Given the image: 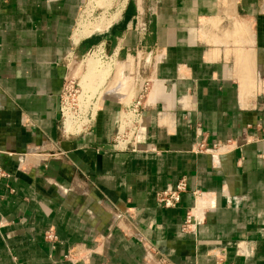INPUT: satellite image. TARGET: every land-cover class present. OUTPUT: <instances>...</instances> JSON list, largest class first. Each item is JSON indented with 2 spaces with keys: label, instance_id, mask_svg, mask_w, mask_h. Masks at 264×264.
Segmentation results:
<instances>
[{
  "label": "crops",
  "instance_id": "0c3cea01",
  "mask_svg": "<svg viewBox=\"0 0 264 264\" xmlns=\"http://www.w3.org/2000/svg\"><path fill=\"white\" fill-rule=\"evenodd\" d=\"M255 2L132 0L126 23L127 5L75 41L86 0H0V264H264V14H253ZM227 11L231 48L209 44ZM99 45L133 59L137 90L145 86L134 150L113 144L123 98L105 99L79 135L61 131L64 60ZM253 66L245 98L237 68ZM182 178L179 204L162 208L156 194ZM49 230L57 243L45 241Z\"/></svg>",
  "mask_w": 264,
  "mask_h": 264
},
{
  "label": "built area",
  "instance_id": "2783aa9c",
  "mask_svg": "<svg viewBox=\"0 0 264 264\" xmlns=\"http://www.w3.org/2000/svg\"><path fill=\"white\" fill-rule=\"evenodd\" d=\"M88 0H86L87 2ZM128 0L126 1L124 7L120 15L123 13ZM84 7V6H83ZM117 6L114 7L113 11H116ZM82 10V9H81ZM112 10V9H110ZM109 10V11H110ZM141 18V14H138L135 18V31L139 34L144 35L147 31L148 23ZM89 55H99L102 58L108 59L110 62L118 61L117 54L107 55L103 45H99L96 48L89 51L84 57ZM82 57V58H84ZM129 57L125 59L127 61ZM77 58L70 53L64 60V64L66 66V75L63 79V84L59 93V115H60V127L61 131L64 135V123L68 118L73 121V128L76 129L73 135L67 136H76L80 133L87 130V128L93 122L95 115L98 111L99 107L96 111H93V103L95 102V98H91V95L85 94L82 98V89L77 84V78L75 74H71L70 67L72 62ZM138 77V75H136ZM264 84V83H263ZM145 86H139V92L137 95V99L133 101L132 104H128L124 108L121 113L119 120V128L114 136L113 144L114 148L117 150H126L131 148L132 150L136 149V138L139 133L141 127V111L139 110L141 97L143 93H145ZM259 96H264V86L261 87V90L257 92ZM126 115L128 118L122 116ZM77 128H79L77 130ZM122 128V129H121ZM1 176V174H0ZM186 192V180L184 178L180 179L174 187L168 188L164 191H161L156 194L157 203L165 209L175 208L181 199V195ZM196 217L195 212L191 213L187 216L184 230H187L194 223ZM45 241L49 243H57V237L52 230H49L44 235ZM240 253V252H238ZM66 259H71V254L65 257Z\"/></svg>",
  "mask_w": 264,
  "mask_h": 264
},
{
  "label": "rangeland",
  "instance_id": "374dc122",
  "mask_svg": "<svg viewBox=\"0 0 264 264\" xmlns=\"http://www.w3.org/2000/svg\"><path fill=\"white\" fill-rule=\"evenodd\" d=\"M89 1L90 0H88L84 4V7L81 10L80 18H79V21L81 20V21H84L85 22V28L86 29H85V31H83V33L85 32L86 35H90L91 34L89 32L94 29V27L96 25V23H95L96 22V18H98L100 15L103 14V10L97 9V10H95V12L92 15L87 16L84 11H85L86 6H87V4H88ZM110 1L111 2H109V3L111 5V9L112 10L108 11L109 13H111V11H113L114 7H116L115 4L112 3L113 0H110ZM119 1L121 2L123 0H119ZM223 1L224 0H219L220 9H224ZM255 4H256V8L253 10V14H256V13L264 14V0H256ZM234 11H235L234 14H236L238 16V18H239V19H237V21L246 24L244 21L246 19H248V17H247V15L245 13L239 11L238 4H235ZM229 14H230V12L227 11L226 14L221 15V18L223 19V22H221V24L218 26V28H216V29L213 28V30L211 29V31L209 32V35L210 36H216L217 38L214 39V40H212V38L209 36V38H208L209 44H212L211 43L212 41H217L216 44H219L222 41L221 42L222 43L221 45H226L227 47L231 48V44L232 43L230 41L229 42L226 41V43L224 42L225 41L224 38H227L230 35V33H232L234 31L233 30V27H232L233 25H232L231 20H229L228 18L225 17V16H228ZM241 20H243V21H241ZM86 31H88V32L86 33ZM227 33H229V34H227ZM225 36H227V37H225ZM233 49H234V46H233ZM233 49H229V50H233ZM94 61L95 62H98L99 66L111 65V64H113V63L116 62V61L110 62L108 59L102 58L99 55H89V56L84 57V58H80V57L77 58L76 60H74L72 62V65L70 67V72L73 75L75 74V77L77 78V82L76 83L79 84V86H80L81 78L87 73V69H86L87 64L89 62H94ZM117 62L118 63L115 64L116 67L115 66H112V67H110V69H114V68L116 69L117 68L116 73H115V78H116L117 81L115 80V83L117 84L116 86H119V84L120 83H123L124 80L125 81L131 80V78L134 77V76H132L129 73L130 70H131V67H128V65H125L124 59H122V60L118 59ZM123 66L126 67V68L128 67L127 68L128 70L125 69ZM118 68H119V70L121 72L118 70ZM237 70H238V78H239V80L241 81V84H242L241 85V90L243 92H245V93L251 94V90H252V87H253L252 84L253 83L251 82V79L250 78L253 77V73L255 72V70L250 69V68H248V69L247 68L246 69L244 68L243 70H246L245 73L243 71L241 72V69L240 68H237ZM119 72H120V74L118 75L117 73H119ZM104 73H107V72H104ZM242 74L244 75L243 76V81L241 79ZM91 75L92 76L94 75V76L92 77ZM91 75H90V77L88 76V80L86 82V85H87V88H88L87 91L89 92L88 94L91 95L93 89L96 90L95 93L102 92V95L107 94L108 90H110V87L108 88V85L107 84L109 83V81L112 80L113 73L112 72L111 73L108 72L107 73L108 76L104 80H102V82L99 84L98 87L95 84L96 81H97L96 72L95 73L93 72ZM122 79H123V81H122ZM257 88H258V85H257ZM117 89H118V92H116L117 97L123 98L124 104H129V101L133 98L132 95L136 94V92L138 91L136 85H135L134 88L132 87L133 90L131 91V93H124V92H122L121 91V87L120 88H117ZM128 96H130V97L128 98ZM96 97H97V94L96 95H91V98H95L96 99ZM124 97H127V99H126L127 101L126 102L124 100Z\"/></svg>",
  "mask_w": 264,
  "mask_h": 264
},
{
  "label": "bare ground",
  "instance_id": "6f19581e",
  "mask_svg": "<svg viewBox=\"0 0 264 264\" xmlns=\"http://www.w3.org/2000/svg\"><path fill=\"white\" fill-rule=\"evenodd\" d=\"M127 0H123V1H119V0H113V4H115V6H117V9L116 11L112 12V13H109L108 11L111 9V5L109 2H111L110 0H90L86 6V9H85V14L87 16H90L92 15L95 10L97 9H100V10H103V14L100 15L98 18H96V25L94 27V30L95 32H98L101 28L103 27H106L108 26L115 18L118 14L121 13L122 11V7H123V4L124 2H126ZM97 28V29H96ZM250 28V27H249ZM85 22L84 21H78L77 23V28L75 29V36H74V40L75 41H78L80 38L84 37L86 34L85 32L83 33V31H85ZM93 30H91L89 33H91L90 35H92L93 33H95ZM245 30H248V27L245 28ZM88 31H86L87 33ZM90 35H87V36H90ZM118 63V62H115L111 65H103V66H99L98 62H89L86 66V69H87V73L81 78V82H80V86H81V89H82V95L80 96V98H82L85 94H88L89 92L87 91L88 88H87V85H86V82L88 80V76L90 77V75L94 72H96V75H97V81H96V85L97 87L99 86V84L102 82V80H104L108 75L107 73L108 72H112L113 73V76H112V80L109 81V83L107 84L108 85V88L110 87V90H108L107 94L105 95H102V92L100 93H95L96 90L93 89L91 95H96L97 94V97L95 99V102L92 104L93 105V111H96L101 105L102 103L104 102L105 99H116L119 98L117 97V94L116 92H118V89L117 88H120L121 87V91L124 92V93H131V91L133 90L132 87L134 88L135 87V81H136V75L134 76V69L136 68L137 64L136 62L133 61V59H127V61L125 62V65H128V67H131V70H130V74L134 77L131 78V80H128V81H125L123 83H118L119 86H116L117 84L115 83V73H116V70L117 68L115 69H110V67L112 66H115V64ZM118 65V64H117ZM119 66V65H118ZM245 66V65H244ZM116 67V66H115ZM124 67V66H123ZM127 67V68H128ZM246 67V66H245ZM125 69H127L126 67H124ZM244 69V67H243ZM242 69V71L245 73V71ZM246 69V68H245ZM253 70H255V72L253 73V77L250 78L251 79V82L253 83L252 84V90H251V94L249 93H245L243 92V96L246 98L250 95L251 98L254 96V90L256 88V82L254 80V76L256 75V72H257V67L256 66H253L252 68ZM119 70V68H118ZM128 70V69H127ZM136 70V69H135ZM120 71V70H119ZM104 72H107V73H104ZM121 72V71H120ZM117 73L118 75L120 74ZM122 75V74H121ZM92 76V75H91ZM94 76V75H93ZM92 76V77H93ZM91 77V78H92ZM121 79V78H120ZM117 81V80H116ZM123 81V79H122ZM260 85V84H259ZM117 87V88H116ZM243 87V86H242ZM107 88V89H108ZM105 90V89H104ZM258 90V88H257ZM260 90H261V87H260ZM131 96V95H130ZM128 96V98L130 97ZM133 96V95H132ZM249 98V97H248ZM127 97H124V100L125 102L127 101L126 100ZM122 100V99H121ZM100 109V108H99ZM125 117V118H128V116L124 115L122 116V118ZM145 123V121H144ZM143 123V124H144ZM73 121L68 118L66 120V122L64 123V133L66 135H73L74 134V131L76 129H74L73 127ZM79 128H77L78 130ZM122 129V128H121Z\"/></svg>",
  "mask_w": 264,
  "mask_h": 264
},
{
  "label": "trees",
  "instance_id": "16d2710c",
  "mask_svg": "<svg viewBox=\"0 0 264 264\" xmlns=\"http://www.w3.org/2000/svg\"><path fill=\"white\" fill-rule=\"evenodd\" d=\"M132 9H133V7H132V0H129L128 1V4H127V7H126V10H125V12H124V14L122 16L124 23H126L129 20V18L132 16L131 15L132 14ZM126 12L128 14H126ZM94 42H96V39L94 37H91L88 40H86L82 44L83 52H85Z\"/></svg>",
  "mask_w": 264,
  "mask_h": 264
}]
</instances>
